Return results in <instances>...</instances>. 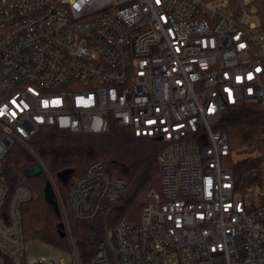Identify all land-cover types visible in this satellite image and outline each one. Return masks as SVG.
I'll return each mask as SVG.
<instances>
[{
	"label": "built area",
	"instance_id": "1",
	"mask_svg": "<svg viewBox=\"0 0 264 264\" xmlns=\"http://www.w3.org/2000/svg\"><path fill=\"white\" fill-rule=\"evenodd\" d=\"M249 103H264V9L253 0H0V264H58L25 252L21 207L34 193L2 170L15 144L53 186L73 264H264V183L237 191L218 129ZM113 122L165 143L161 191L84 263L30 141L49 126L102 134ZM103 165L69 190L77 221L96 220L128 188Z\"/></svg>",
	"mask_w": 264,
	"mask_h": 264
},
{
	"label": "trees",
	"instance_id": "2",
	"mask_svg": "<svg viewBox=\"0 0 264 264\" xmlns=\"http://www.w3.org/2000/svg\"><path fill=\"white\" fill-rule=\"evenodd\" d=\"M231 1L237 5L241 0ZM253 2L260 10L264 9V0ZM218 129L229 138L231 154L225 164L233 172L237 191L246 194L251 188L261 187L264 183V103L241 104L229 109ZM30 146L57 180L76 249L84 263L90 262L100 242L114 233L120 218L139 220L143 208L150 203L149 193L161 191L159 152L165 143L137 137L132 128L116 122L102 134L45 127L30 141ZM98 161L103 162L104 170L112 178L122 179L128 188L116 202L105 203L106 212L96 220L77 221L72 215L69 190ZM35 163L36 159L25 146L15 144L2 164L10 187L25 182L34 193L21 207L24 240L42 242L69 253L70 240L59 227L63 217L45 199L47 174L42 172L33 178L24 174ZM61 174L64 180L58 178Z\"/></svg>",
	"mask_w": 264,
	"mask_h": 264
},
{
	"label": "rangeland",
	"instance_id": "3",
	"mask_svg": "<svg viewBox=\"0 0 264 264\" xmlns=\"http://www.w3.org/2000/svg\"><path fill=\"white\" fill-rule=\"evenodd\" d=\"M261 191L260 187L256 188V193ZM25 252L31 256H54L58 264H73L72 257L68 253L61 252L45 243L38 241H28L25 244Z\"/></svg>",
	"mask_w": 264,
	"mask_h": 264
},
{
	"label": "water",
	"instance_id": "4",
	"mask_svg": "<svg viewBox=\"0 0 264 264\" xmlns=\"http://www.w3.org/2000/svg\"><path fill=\"white\" fill-rule=\"evenodd\" d=\"M161 139L162 138H159V140H161ZM42 172H43L42 165L40 163L36 162L34 164V166L32 167V169L25 170L24 174H25V176L27 178H33V177H36V176L40 175ZM58 178L60 180H64V175L61 174V175L58 176ZM45 199L54 208L56 214L58 216H62V212H61L59 203L57 201L56 194L54 192L53 186H52L50 181H48L47 184H46ZM59 227H60L61 230H64L65 229L64 223L62 222L59 225Z\"/></svg>",
	"mask_w": 264,
	"mask_h": 264
}]
</instances>
